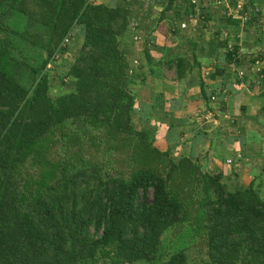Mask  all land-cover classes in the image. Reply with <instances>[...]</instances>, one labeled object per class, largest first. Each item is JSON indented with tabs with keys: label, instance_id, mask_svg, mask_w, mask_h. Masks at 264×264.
I'll list each match as a JSON object with an SVG mask.
<instances>
[{
	"label": "trees",
	"instance_id": "trees-1",
	"mask_svg": "<svg viewBox=\"0 0 264 264\" xmlns=\"http://www.w3.org/2000/svg\"><path fill=\"white\" fill-rule=\"evenodd\" d=\"M216 1L0 0V264H264V167L234 189L222 171L176 159L134 123L129 42L142 39L150 73L172 71L180 83L201 70L196 50L205 46L202 32L181 24L214 21L223 51L205 75L236 72L235 33L260 31L261 10L249 0L241 17L225 6L214 14ZM153 7L155 27L132 22ZM168 23L167 46L155 52L154 33ZM181 38L184 47L168 46ZM56 52L63 71L51 62ZM52 71L67 86L56 95ZM201 90L217 100L228 89Z\"/></svg>",
	"mask_w": 264,
	"mask_h": 264
},
{
	"label": "crops",
	"instance_id": "crops-1",
	"mask_svg": "<svg viewBox=\"0 0 264 264\" xmlns=\"http://www.w3.org/2000/svg\"><path fill=\"white\" fill-rule=\"evenodd\" d=\"M256 1L261 10L259 23L262 29H241L235 33L243 53L242 62L236 70L239 74L243 72L241 79L229 67L215 80L205 75V71L221 62L216 56L217 50L223 51V48H217L218 41L212 35L214 21L185 20L190 25L184 31L187 34L202 32L203 38L199 42L205 43V46L196 50L201 70H194L180 83L174 81L172 71H166L164 78L150 73L143 47L137 56L133 47L135 43L125 45L130 51L133 67L137 66L133 86L137 96L134 114L137 126L150 128L156 137L155 144L163 150L170 149L176 159L189 156L199 162L205 171H222L224 181L234 189L239 188L246 178L249 184L264 167V56L259 55L264 51V0ZM157 9L155 13L153 11L151 20L146 19L143 12L136 11L132 22H137V25H141L140 20L145 25L152 22V28L155 27L160 15V8ZM164 25L162 30L157 28L154 33L157 41L155 52L167 46L162 41V31L169 27V23ZM181 41L176 40L177 43H169L168 46L184 47L186 43ZM231 42L235 43L234 40ZM201 82H205L209 92L226 86L227 93L217 100H206Z\"/></svg>",
	"mask_w": 264,
	"mask_h": 264
},
{
	"label": "rangeland",
	"instance_id": "rangeland-1",
	"mask_svg": "<svg viewBox=\"0 0 264 264\" xmlns=\"http://www.w3.org/2000/svg\"><path fill=\"white\" fill-rule=\"evenodd\" d=\"M98 1H102V0H98ZM248 1L249 0H239L238 2L239 3H241L242 5L243 4H245V3H248ZM256 1V0H255ZM233 2H234V0H233ZM257 2V1H256ZM149 7H151V6H149ZM223 7H224V5H223V3L222 2H215V4L211 7L212 9V12H214V13H218V12H220V11H222V9H223ZM159 9H157L156 7H153V11H154V13H155V11H158ZM145 12H143V14H144ZM147 13H148V11H147ZM153 13V14H154ZM153 14H152V12L150 13V14H148V16L147 15H145V17H147L146 19H150L151 17H153ZM152 19V18H151ZM150 19V20H151ZM137 21H138V19H136ZM263 21V20H262ZM138 22H141V25H144V26H146V28H148V29H150L151 27H152V25H153V23L151 22L150 24H148V25H145V22L144 21H138ZM137 23V22H136ZM188 25H187V27H184V28H188L189 29V23H188V21L186 22ZM261 29H262V27H261ZM132 33V32H131ZM143 34H144V32H142ZM133 35V33L131 34V36ZM253 35V34H252ZM144 36V35H143ZM131 39H129V40H127V42L126 43H128L129 41H130ZM181 40H183L182 38H181ZM81 42H82V38L81 37H78V36H76L73 40H72V42L70 43V53H71V55H75L76 54V52L78 51V49L80 48V45H81ZM129 43H132V42H129ZM133 43H135L134 44V46L133 47H135L134 49V51L137 53V56H138V54H139V52L141 51V47H142V39H139V40H136V41H133ZM134 56H136V54L134 55ZM67 60L65 59V58H59V60L56 62V64H57V68H58V70H61V71H63L64 69H62V67L63 66H67ZM135 65H138V64H135ZM54 72V73H53ZM51 75H52V77H54L53 79H52V87H53V89H52V93L54 94V95H56L57 93H59V90H56V89H58L57 87H63L64 89L67 87L64 83H62V80H61V78H58V77H56L57 76V73L55 72V71H52V73H51ZM56 88V89H55ZM147 96H148V92H147ZM136 121V119L134 120V123L137 125V123L135 122ZM248 178H249V176H248ZM248 179L246 178L245 179V181L243 182L242 181V183L243 184H240L239 185V187H241V186H244V185H248L247 183H246V181H247ZM246 183V184H245ZM263 193H264V188H263ZM152 198V191L149 193V199H151ZM166 239H168V234H167V236H166ZM195 254H196V252H195Z\"/></svg>",
	"mask_w": 264,
	"mask_h": 264
},
{
	"label": "built area",
	"instance_id": "built-area-1",
	"mask_svg": "<svg viewBox=\"0 0 264 264\" xmlns=\"http://www.w3.org/2000/svg\"><path fill=\"white\" fill-rule=\"evenodd\" d=\"M218 2H222L223 3V5L228 9V11H227V14H234L235 16H239L238 15V10L241 8V3H238L237 4V6L236 7H234V6H232L231 5V3H232V0H217ZM216 1V2H217ZM192 2L193 3H195V4H197V3H199V0H192ZM197 10V9H196ZM239 17H241V16H239ZM181 26L184 28V27H186L187 26V24H186V22H183L182 24H181ZM68 42H69V38L67 37L65 40H64V42H63V46H66L67 44H68ZM232 43V42H231ZM59 58H60V55H59V53L58 52H56L55 54H54V56H53V58H52V60L53 61H51V62H53V63H55V62H57L58 60H59ZM208 72L209 71H206V74H208ZM243 72H240V74H242ZM212 99L214 100L215 99V97H212ZM230 161V160H229Z\"/></svg>",
	"mask_w": 264,
	"mask_h": 264
}]
</instances>
